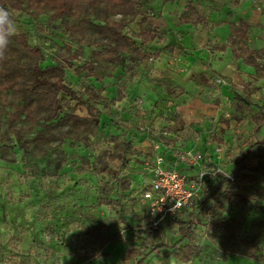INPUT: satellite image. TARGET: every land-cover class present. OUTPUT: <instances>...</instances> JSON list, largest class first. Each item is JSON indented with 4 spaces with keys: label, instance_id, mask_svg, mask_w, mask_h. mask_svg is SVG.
<instances>
[{
    "label": "rangeland",
    "instance_id": "rangeland-1",
    "mask_svg": "<svg viewBox=\"0 0 264 264\" xmlns=\"http://www.w3.org/2000/svg\"><path fill=\"white\" fill-rule=\"evenodd\" d=\"M30 11L17 13L18 30L44 66H65L79 98L61 113L69 121L39 126L23 145L4 132L20 96L0 94V264H264V77L236 54L228 24L249 21L247 45L264 69V0H142L124 28L141 59L88 42L72 17ZM252 88V108L234 113V93ZM165 129L173 135H156ZM161 140L215 174L200 200L150 229L140 194Z\"/></svg>",
    "mask_w": 264,
    "mask_h": 264
},
{
    "label": "trees",
    "instance_id": "trees-1",
    "mask_svg": "<svg viewBox=\"0 0 264 264\" xmlns=\"http://www.w3.org/2000/svg\"><path fill=\"white\" fill-rule=\"evenodd\" d=\"M162 1L168 3L173 0ZM141 2L142 0H0V6L9 10L14 21L18 18L17 13L26 7L35 15L52 12L53 16L61 21L72 17L77 21L74 27L81 25L86 30L88 42L110 45L111 51L128 50L132 56L141 59L147 54L141 51L133 35L124 32L129 22L136 19ZM118 14L122 16L120 20L112 19L113 15ZM181 22L199 24V21L193 22L182 16ZM228 24L231 29L230 42L240 48V53L236 54L245 53L247 62L264 77V69L255 56V51L247 45L251 24L243 18H239L238 23L230 20ZM44 60V52L38 45L29 42L25 31H19L18 35L10 39L6 54L0 59V94L3 90H12L20 96L19 103L9 113L7 120L10 125L4 132L7 135L10 129L23 145L28 135L39 126L42 127V132L56 122L69 121L68 115L61 117V113L65 107L71 105L72 99L79 98L78 92L65 78V66L58 63L44 66ZM254 92V88L245 93L236 91L231 102L233 112L243 113L250 110ZM17 121H25L27 125L12 127L11 124ZM76 121L81 123L79 117H76ZM260 121V124H264L263 117ZM80 126L88 127V124L81 123ZM69 134L70 132L61 133V141L64 136H70ZM257 144L264 146V136ZM219 188L220 185L214 191L217 192ZM188 223L190 226L192 222H182L180 230H184Z\"/></svg>",
    "mask_w": 264,
    "mask_h": 264
},
{
    "label": "built area",
    "instance_id": "built-area-1",
    "mask_svg": "<svg viewBox=\"0 0 264 264\" xmlns=\"http://www.w3.org/2000/svg\"><path fill=\"white\" fill-rule=\"evenodd\" d=\"M215 80L218 85L227 84L222 77ZM156 135L170 137L173 134L165 129ZM160 145L165 146L168 153L158 151ZM154 148L156 151L145 161L149 179L141 190L140 201L150 229H159L168 219L201 199L206 179L215 172L210 173L191 151H173V140L155 142ZM182 162L194 167L196 174L189 176L182 172L178 167Z\"/></svg>",
    "mask_w": 264,
    "mask_h": 264
},
{
    "label": "clouds",
    "instance_id": "clouds-1",
    "mask_svg": "<svg viewBox=\"0 0 264 264\" xmlns=\"http://www.w3.org/2000/svg\"><path fill=\"white\" fill-rule=\"evenodd\" d=\"M18 34V26L11 13L0 6V59L5 56L10 39Z\"/></svg>",
    "mask_w": 264,
    "mask_h": 264
},
{
    "label": "crops",
    "instance_id": "crops-1",
    "mask_svg": "<svg viewBox=\"0 0 264 264\" xmlns=\"http://www.w3.org/2000/svg\"><path fill=\"white\" fill-rule=\"evenodd\" d=\"M243 19H245V20H247L246 18H243ZM248 21V20H247ZM249 22V21H248ZM248 42V41H247ZM248 63V62H247ZM249 64V63H248ZM250 65V64H249ZM252 66V65H251ZM254 67V66H253ZM216 84V83H215ZM218 85V84H217Z\"/></svg>",
    "mask_w": 264,
    "mask_h": 264
}]
</instances>
